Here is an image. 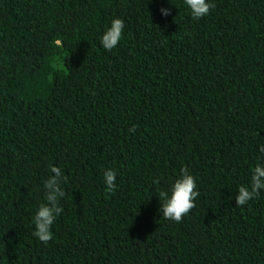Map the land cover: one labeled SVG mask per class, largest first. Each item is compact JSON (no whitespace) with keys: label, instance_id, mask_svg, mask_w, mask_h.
Instances as JSON below:
<instances>
[{"label":"trees","instance_id":"trees-1","mask_svg":"<svg viewBox=\"0 0 264 264\" xmlns=\"http://www.w3.org/2000/svg\"><path fill=\"white\" fill-rule=\"evenodd\" d=\"M212 2L194 20L184 0H0V264H264V191L235 202L264 161V0ZM182 168L200 195L177 223L159 208Z\"/></svg>","mask_w":264,"mask_h":264},{"label":"clouds","instance_id":"clouds-1","mask_svg":"<svg viewBox=\"0 0 264 264\" xmlns=\"http://www.w3.org/2000/svg\"><path fill=\"white\" fill-rule=\"evenodd\" d=\"M184 5L194 20L207 16L210 10L215 7L212 0H184ZM160 13L167 17L171 14V9L161 8ZM124 33L125 21L120 18L112 19L110 26L104 30L100 38L102 48L107 51L117 48L124 38ZM129 131L134 132L135 126ZM259 151L264 154V144L259 146ZM50 172L52 175H49L43 183L44 202L39 205L34 217L35 230L33 235L44 244L53 239L52 226L57 217L64 211L60 201L65 196V190L61 184L66 180V177L63 170L56 166H52ZM116 177L117 173L114 170L110 168L104 170L103 181L107 193L115 192ZM153 183L158 184L159 180L154 179ZM262 191H264V161H259L252 168L250 184L239 187L235 195L236 205H247L249 201L257 198ZM199 195L196 178L187 168H182L170 189L161 193L164 203L160 206L159 212L164 219L179 223L195 207V201Z\"/></svg>","mask_w":264,"mask_h":264}]
</instances>
